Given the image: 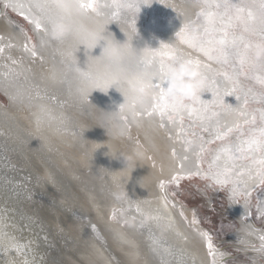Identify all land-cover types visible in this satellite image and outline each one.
<instances>
[{
  "label": "bare ground",
  "instance_id": "bare-ground-1",
  "mask_svg": "<svg viewBox=\"0 0 264 264\" xmlns=\"http://www.w3.org/2000/svg\"><path fill=\"white\" fill-rule=\"evenodd\" d=\"M1 1V13L7 9L5 7L6 3L17 2V0ZM20 2L27 3V0H20ZM198 10V7L192 4V0H152L151 4L142 3L136 16L137 35L132 40L133 47L141 50L144 47H159L161 42H173L185 55L199 58L203 62L208 63L206 58L194 49L181 45L175 40L176 32L187 21L195 20ZM143 11L149 12V19L145 26L141 25L139 20L141 16L138 15ZM161 20H166V25L163 23L164 26H162L159 23ZM32 27L34 28L33 25ZM126 28V25L113 21L107 25L104 35H110L115 41L124 43L127 40L123 32ZM35 36L37 54L32 56L24 48L25 44L31 48L24 29L13 22L8 15H0V47L4 48V52L0 53L1 58L7 63L13 64L29 85L38 88L45 95L63 104L65 110L59 112V115L66 120L70 118L74 121H70L71 124L68 123L67 130L72 131L78 138H89L97 149L100 148L98 149V154L109 161L108 164L109 166L111 165L116 179L121 183L123 191L126 192L125 190H127L129 192L128 194L132 197L135 207L139 205L140 212L146 215V219L154 229L159 224V229L162 232H166L171 238H174L173 250V247L168 246L171 250L165 248L166 250L163 253L157 254L156 258L158 257L159 264H212L213 257L208 254L207 242L199 234L204 231L197 224L194 210L179 203L166 187L164 189L160 188L159 182L164 180L166 184H170L172 183L170 180L173 175L183 178L184 176H189V172H195L197 168L201 172L199 176L208 173L209 164L216 151L222 146V142L217 141L218 144L215 147H211L204 169L197 160L194 151H184L185 144L182 142L184 137L181 139L177 138L175 127L160 128L158 126L159 121L155 118L137 117L136 120H133L131 113L127 109L121 113L119 106L124 102V97L115 86L110 87L108 91L93 90L89 93V102H81L77 91V76L75 72L71 71L72 63L70 62L66 46L50 40L44 36L43 32L36 31ZM42 37L47 41L43 46H41ZM8 45H11V47H8ZM103 45V40L91 50L81 45L75 53L78 66L81 69H85L88 56H99ZM65 65H67L66 74L58 79L57 82H53L52 69L62 70L65 69ZM212 66L219 71H231V69L222 68L214 63ZM91 68L95 70V67ZM2 70L0 60V76ZM246 82L248 86H258L255 85V82ZM6 93L8 96L15 94L12 89H9ZM201 98L206 102L212 100L210 92L202 93ZM224 100L233 106L238 103L234 95L224 97ZM16 102L22 103L23 98L16 97ZM17 109H11V111L13 113L16 112V119L22 124L20 126L31 132L28 119H26L27 114L19 111V109L18 112ZM102 111L116 112L111 119H105ZM121 116H127V122L120 119ZM185 119L188 122L184 123V128L188 135L195 131L198 136H203L205 140L211 139L209 133L206 132L204 135L198 124L190 127L192 122L187 117ZM237 119L239 118L235 116L227 117L229 123ZM169 136H171V139ZM187 138L195 139L191 136H187ZM198 144L199 140L195 139L193 147L195 148ZM61 147L62 151L71 157L74 169L59 159H55V163L62 170L64 177L69 180V187L64 183L65 181H62V173L53 163H49L47 166L56 175V182L61 185L60 190H63L62 195L70 198V201L67 202L63 197L67 202L66 207L71 212L70 214L74 219L81 220L87 229H91V234L93 232L97 240L85 233L81 221L78 223L72 217L70 218L66 212L60 210L56 205L54 210L58 213L57 217H50L49 212L44 207L40 208L36 213L32 212L35 211L34 209H30V212L27 211L26 213L29 219L32 218L29 222H35V225L44 229L41 238L45 241L53 242L52 248L59 250V253L52 251L50 256H48L39 246L34 234L28 232L30 231L28 228L25 229L23 227L24 230H22V227L16 223L14 217H12V208L3 209L0 207V236L2 237L6 234L8 237L7 248L19 251L22 264L25 261H27V264H59L55 259H60L63 264H153V259L147 258L141 251L139 243L124 230L121 224L110 220L111 212L115 209L114 205L110 198L101 190L96 178L87 172L89 162L83 151L70 144ZM173 149L177 153L176 157L172 155ZM184 155H187L189 160L182 169L180 167V158ZM123 168V171H118ZM74 171L81 176L90 189L84 188L81 182L72 178ZM39 172L46 177L43 171L39 170ZM130 174L131 178L128 179ZM179 182L180 180L178 179L174 183L178 185ZM257 186L259 185H253L250 182L252 191L251 204L253 203V191ZM67 188L70 189L71 195H69ZM229 195V191L226 190L228 199ZM165 196H167L168 202L167 210L164 209L163 198ZM73 197L80 204V210L75 203V199L73 201ZM257 202L264 203V194ZM229 203L230 210L233 211L231 214H233V218L238 224V228L230 234V237L234 244L237 241L240 242V244H235L233 248L245 256L243 260H238V263L235 262V264H264V252L260 251L262 241L259 234L254 231L258 228H255L249 216L245 217L244 201L240 200L239 203H233L229 200ZM11 205L13 206V202H11ZM25 208L27 206H24V211ZM162 210L166 211L167 214L164 215ZM181 212H183V216L180 215ZM156 215L162 217L159 222L148 219V217ZM193 219H195L196 223H193ZM59 234L68 237L64 243L65 245L67 244V251L62 245L63 243L61 244L60 242ZM262 236L264 235L262 234ZM4 242H7L6 238ZM97 242H101L100 244H102L104 250ZM213 248L216 253H220L221 249H216L214 246ZM258 252L263 255L258 256ZM186 257L187 260L185 262ZM228 257L225 256L222 261H216V264H222ZM229 260L235 261L237 259L236 257H231ZM255 261H258V263H254Z\"/></svg>",
  "mask_w": 264,
  "mask_h": 264
},
{
  "label": "snow or ice",
  "instance_id": "snow-or-ice-1",
  "mask_svg": "<svg viewBox=\"0 0 264 264\" xmlns=\"http://www.w3.org/2000/svg\"><path fill=\"white\" fill-rule=\"evenodd\" d=\"M152 0H27V3H6L28 20L38 32L47 33V26L60 14L73 19L75 33L80 44L91 49L102 39L104 51L99 58L102 63L92 70L81 71L75 63L71 71L76 73L81 102H86L93 89L108 91L112 86L125 92L124 102L119 106L120 112L125 109L131 113L133 120L137 117L158 119L159 127L173 126L177 130V138L183 140L184 151H194L197 160L208 151L207 145L222 142L209 164V172L203 178L229 191V200L233 203L244 201L245 217L251 213L250 182L264 188V56L255 55L258 47H264V0H192L198 7L195 20H189L175 34V40L201 54L208 63L199 58L185 55L175 43L161 42L159 47H144L137 50L132 59H126L122 51L114 46L111 36L103 37L99 32L89 31L79 23V18H103L106 23L118 21L127 28V40L124 47L130 46L137 35L136 16L140 5L151 4ZM27 39H31L30 37ZM47 41L42 37L41 46ZM11 47V45H8ZM25 51L35 56L36 47L27 44ZM4 48L0 47V53ZM89 60L91 57L89 56ZM184 62L199 72L196 78L198 94L191 99L185 96L170 97L166 92L167 73L170 66ZM15 63V61H13ZM213 63L231 71H219ZM245 81L255 82L259 86H248ZM210 92L212 100L206 102L202 93ZM235 96V106L225 102L224 97ZM259 102V108H251V104ZM115 114V113H114ZM238 117L229 123L227 117ZM192 123L190 127L199 125L202 132H207L211 139L205 140L195 131L187 138L184 128L185 118ZM120 119L127 122V116ZM247 128V131L245 129ZM171 139V136H169ZM198 149V150H197ZM173 157L177 153L172 150ZM183 169L189 157L180 158ZM189 176L201 175L199 168L189 172ZM180 177L173 175L170 182ZM160 188L166 182H159ZM164 209L167 210V196L164 198ZM139 212V205L136 206ZM257 213L264 219V203L257 202ZM183 216V212L180 213ZM113 219L116 214L113 213ZM159 222L160 215L148 217ZM193 223H196L193 219ZM250 227V226H249ZM150 231V229H149ZM200 236L207 242L208 254L216 264L217 255L213 248L212 237L206 232ZM6 235V234H5ZM153 250L158 251L162 244L154 236H150ZM260 251L264 252V236ZM222 255V254H221ZM27 264V261L24 262Z\"/></svg>",
  "mask_w": 264,
  "mask_h": 264
},
{
  "label": "rangeland",
  "instance_id": "rangeland-1",
  "mask_svg": "<svg viewBox=\"0 0 264 264\" xmlns=\"http://www.w3.org/2000/svg\"><path fill=\"white\" fill-rule=\"evenodd\" d=\"M0 4H2L1 0ZM4 14L8 15L13 22L24 29L27 38H31L27 39L31 47L37 43L36 30L23 15L12 7H7L3 13L0 12L1 16ZM138 15L141 16L139 19L141 25L145 26L149 19V12L143 11ZM165 22L167 23L166 20H161L159 23L164 26L166 25ZM163 23L165 24L163 25ZM0 60L3 68L0 76V207L3 209L12 208V217H14L16 223L22 227V230L28 228L30 231H27L34 234L39 246L48 256H50V252L52 251L58 252V249L52 248L53 242L45 241L41 238L44 229L35 225V222H29L32 218L29 219L26 213L27 211L30 212V209H34L35 211L32 212L36 213L40 208L44 207L49 212L50 217H57L58 213L54 210L57 206L60 210L66 212L70 218L74 219L66 207L67 202L70 201L69 196L64 197L62 195L63 190H60L61 185H58L56 182V175L47 166L49 163H53L61 171L62 181H65L64 183L69 187V180L64 177L62 170L55 163V159L66 162L74 169L71 157L61 149V146L70 144L78 150L83 151L89 162L87 172L96 178L101 190L112 201L115 209L111 212L110 220L120 223L124 230L139 243L141 251L147 258H152L153 264H159L158 257L156 258L157 254L163 253L166 250L165 248L169 249L168 246L173 247V250V239L159 229V224H157V227L154 226V229L146 219L147 217L138 213L132 197L128 194L129 192L125 189L126 192L123 191L121 183L116 179L111 165L109 166L108 164L109 161L98 154L99 152L98 150L96 151L95 144L89 138H78L72 131L67 130L68 123L71 124L74 121L70 118H68V121L59 115V112L65 110L63 104L45 95L38 88L29 85L13 64L7 63L1 56ZM245 84L247 85L246 81ZM254 87L256 90H259L258 86ZM9 89H12L15 94L8 96L6 91ZM16 97L23 98V102L17 103ZM260 106L259 103H252L250 107L259 108ZM15 108L27 114L26 119H28L31 132L20 126L22 124L17 121L16 112L13 113L11 111V109ZM185 122H188L187 119H185ZM245 131H247V128ZM203 133L205 135L206 132ZM188 136H191V134ZM217 144L218 142L216 141L207 145V148L211 150V147H215ZM209 150L198 160L204 169ZM39 170L43 171L46 177ZM72 178L81 182L84 188L90 189L77 172L74 171ZM70 180L72 181V179ZM179 180L178 185L170 183L166 184V188L176 197L179 203L194 210L198 226L212 237L213 246L216 249H221L220 253H217L215 260L222 261L225 256L229 257L222 264L238 263V261L233 262L234 260H229L231 257L243 260L245 256L242 253H237L236 249L233 248L235 244H240V242L237 241L234 244V241L230 237V234L238 228V224L233 218V214H231L233 211L230 210L226 189L205 180L203 176H184L183 178L180 177ZM67 189L69 195H71L70 189ZM263 194L264 188L257 186L254 189L253 203L250 208L251 214L249 215L255 228H258L255 229V233H258L259 236L264 235V219H261L259 214L256 213L257 208L255 205L257 200L262 198ZM74 199L73 197V201ZM76 201L75 199V203L79 206L80 210V204ZM11 202H13V206L15 207L11 205ZM24 206H27L25 211L23 210ZM113 213L116 214L115 219L112 218ZM30 216L32 215L30 214ZM76 221L80 223L81 220ZM81 224L85 233L90 235L94 240H97L94 237V233L92 232L91 234V229H87L82 221ZM4 236L7 239L6 243L4 242ZM4 236H2L4 239L0 236V264H8L9 262L10 264H22L21 254L17 250L7 248L9 240L6 235ZM150 236H154L161 242L162 247L158 251L153 250ZM59 238L67 251V244L65 245L64 243L68 237L59 234ZM97 243L104 250L102 244H100L101 242ZM257 254L258 256L263 255L259 252ZM55 260L57 263L63 264V261H60V259ZM186 260L187 257L185 262ZM254 263H258V261Z\"/></svg>",
  "mask_w": 264,
  "mask_h": 264
},
{
  "label": "clouds",
  "instance_id": "clouds-1",
  "mask_svg": "<svg viewBox=\"0 0 264 264\" xmlns=\"http://www.w3.org/2000/svg\"><path fill=\"white\" fill-rule=\"evenodd\" d=\"M79 23L82 24L89 31L99 32L101 36L107 37L104 35L106 31V27L112 22L106 23L103 18L93 17L91 19L79 18ZM123 32L125 33V31ZM46 37H48L52 41L57 42L60 45L66 46V50L70 58V62L72 64L75 63L78 66V60H77L75 53L79 50L80 46L83 44H80L77 39V36L75 33V24L73 22V19H70L64 14H60L53 22L48 24ZM102 40L104 41V45H106L107 40L106 39H102ZM100 41H98L96 45L92 47L91 49H94L95 47H97ZM113 44L115 47H117L118 49L122 51V54L124 55L126 59H132L137 54V49L133 47L132 41H131L130 46L127 48L124 47L125 42L120 43L113 39ZM84 46L86 47V45ZM91 49H88V50H91ZM103 51H104V48H102L101 54L99 56L93 57L89 55L91 57V60H89V56H88L86 68L85 69L80 68V70L87 71L89 67H96L98 64L102 63V61H100L99 58L102 56ZM255 55L258 58L264 56V47H258L256 49ZM66 69H67V65H65V69H62V70L55 69V68L52 69L53 82H57L58 79L62 78L66 74ZM198 76H199V72L195 68L191 67L190 65L184 62H179L173 66H170L168 73H167V87H166L167 94L170 97L185 96L186 98L191 99L193 96L198 94V85L196 82V78ZM93 90H96V89H93ZM126 91H128V89L125 86V90L119 91V92L124 97ZM89 95H88L87 101L83 103L89 102ZM115 112H103L102 111V114L105 119H111V117L114 115ZM98 149H96V151ZM125 165L127 166L126 163ZM124 168L118 171H123ZM130 178H131V174L129 175L128 179Z\"/></svg>",
  "mask_w": 264,
  "mask_h": 264
},
{
  "label": "flooded vegetation",
  "instance_id": "flooded-vegetation-1",
  "mask_svg": "<svg viewBox=\"0 0 264 264\" xmlns=\"http://www.w3.org/2000/svg\"><path fill=\"white\" fill-rule=\"evenodd\" d=\"M139 212H140V211H139ZM139 212H138V213H139ZM140 213H141V212H140ZM162 213H163L164 215L167 214L166 211H163V210H162ZM141 215H144V216L146 217V215H145L144 213H141ZM254 231H255V230H254ZM255 232H256V231H255ZM165 233H166V232H165ZM168 235H169V234H168ZM169 236H170V235H169ZM170 238H171V236H170ZM171 239H173V242L175 241L173 237H172ZM236 252L238 253V250H236ZM235 261H238V260H235ZM235 261H233V262H235Z\"/></svg>",
  "mask_w": 264,
  "mask_h": 264
}]
</instances>
